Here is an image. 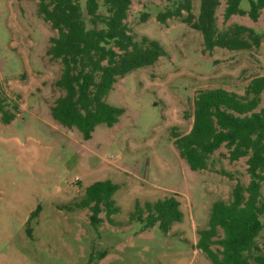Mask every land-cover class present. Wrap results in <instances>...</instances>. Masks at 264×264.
I'll return each mask as SVG.
<instances>
[{"label": "rangeland", "instance_id": "1", "mask_svg": "<svg viewBox=\"0 0 264 264\" xmlns=\"http://www.w3.org/2000/svg\"><path fill=\"white\" fill-rule=\"evenodd\" d=\"M177 1L131 0L126 24L134 40H156L166 54L113 84L105 101L123 110L118 122L97 125L83 140L50 116L62 95L54 85L61 64L46 54L56 31L37 14L36 0H0V100L18 108L10 123L0 121V264H210L195 248L198 231L207 227L214 202H228L236 182L247 184L245 158L231 162L220 147L206 170L192 171L172 135L190 130L200 90L243 94L252 78L264 76V10L255 22L247 15L225 20L219 0L218 29L251 27L261 44L206 51L201 34L181 19L157 20ZM199 3L192 0L195 16ZM240 7L247 10L248 0ZM100 181L117 186L113 223L103 210L92 221L87 208L61 207ZM168 197L178 201L182 220L167 233L128 220L136 203ZM256 242L264 253V229Z\"/></svg>", "mask_w": 264, "mask_h": 264}, {"label": "trees", "instance_id": "2", "mask_svg": "<svg viewBox=\"0 0 264 264\" xmlns=\"http://www.w3.org/2000/svg\"><path fill=\"white\" fill-rule=\"evenodd\" d=\"M36 1L37 14L56 31L46 54L61 64L54 85L62 95L50 108V116L88 140L97 125L112 127L123 112L105 101L113 84L136 69L153 65L166 52L156 40H134L126 24L131 0ZM241 1L225 0L224 19L247 15L257 21L264 10V0H248L247 10L240 7ZM219 5V0H200L195 16L192 0H178L172 8L157 14V20L164 23L167 19H181L201 34L206 51L216 47L231 51L259 48L262 36L251 27L234 23L222 31L218 29ZM262 93L264 76L252 78L243 94L223 88L200 90L193 100L190 130L172 135L179 156L192 171L206 170L210 156L220 147L227 150L231 162L245 158L247 184L236 182L228 202H214L207 227L198 231L195 248L207 256L210 264H264V253L256 242L264 229V107L259 108ZM17 110L16 105L12 110L7 108L1 99L0 121L10 123ZM116 188L108 181L94 182L84 189L78 202L61 207L87 208L92 221L98 220L103 210L106 220L113 223L112 216L119 211L112 200ZM178 206L174 197L142 206L136 203L128 220H137L144 228L157 225L167 233L172 223L182 220ZM214 244L220 249L213 250Z\"/></svg>", "mask_w": 264, "mask_h": 264}]
</instances>
